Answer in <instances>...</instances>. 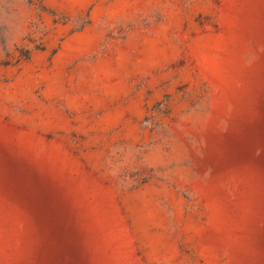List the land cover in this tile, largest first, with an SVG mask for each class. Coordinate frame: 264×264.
Returning <instances> with one entry per match:
<instances>
[{
	"label": "rangeland",
	"instance_id": "rangeland-1",
	"mask_svg": "<svg viewBox=\"0 0 264 264\" xmlns=\"http://www.w3.org/2000/svg\"><path fill=\"white\" fill-rule=\"evenodd\" d=\"M0 264H264V0H0Z\"/></svg>",
	"mask_w": 264,
	"mask_h": 264
}]
</instances>
